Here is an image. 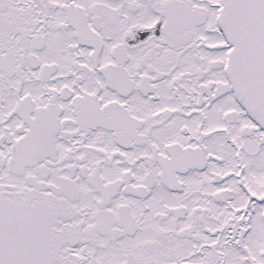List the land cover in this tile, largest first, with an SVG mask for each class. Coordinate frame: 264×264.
<instances>
[{"label": "snow or ice", "instance_id": "1", "mask_svg": "<svg viewBox=\"0 0 264 264\" xmlns=\"http://www.w3.org/2000/svg\"><path fill=\"white\" fill-rule=\"evenodd\" d=\"M0 264H264V0H0Z\"/></svg>", "mask_w": 264, "mask_h": 264}]
</instances>
